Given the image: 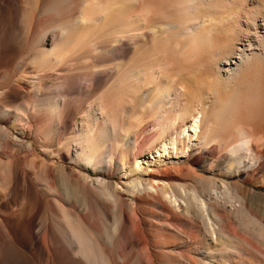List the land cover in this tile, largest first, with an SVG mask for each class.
I'll list each match as a JSON object with an SVG mask.
<instances>
[{
  "label": "bare ground",
  "instance_id": "6f19581e",
  "mask_svg": "<svg viewBox=\"0 0 264 264\" xmlns=\"http://www.w3.org/2000/svg\"><path fill=\"white\" fill-rule=\"evenodd\" d=\"M123 25L135 31L107 32ZM179 32L184 37L180 48L152 53L139 66L103 65L124 46L144 54L148 51L140 44L152 39L167 47ZM244 35L256 37L264 49V0H0V59L27 50L35 75L59 66L68 71L56 97L31 95L25 106L15 103L28 84L1 88L0 117L15 108L13 120L26 123L21 134L34 130L43 151L51 147L49 157L56 154L59 164L67 159L79 166L70 170L39 159L34 145L0 118V264H264V221L249 215L243 195L225 183L191 188L148 171L164 163L173 168L195 149L212 150L213 157L225 152L228 173L251 157L249 131L223 127L220 113L204 100L191 103L181 78L196 60H207L205 52L213 61L234 59ZM73 47L76 54L70 53ZM171 52L178 53L177 73L171 72L176 64L165 60ZM240 55L228 78L250 73L252 87L261 83L264 89V80L256 82L251 72L263 65L264 50L260 55L241 50ZM221 60L215 63L218 72ZM110 69L113 82L97 104L67 106L74 86L99 87ZM138 95L145 102L139 109ZM126 105L136 112L127 121L121 114ZM72 115L76 134L53 142L55 129L65 130ZM149 130L150 137L138 141ZM226 133L233 142H227ZM145 163L150 166L144 168ZM118 170L132 176L123 190L108 180ZM76 202L87 214L78 212ZM142 212L153 213L161 230H147ZM93 214L102 228L92 222ZM234 217L239 219L235 230ZM177 240L183 245L175 248Z\"/></svg>",
  "mask_w": 264,
  "mask_h": 264
},
{
  "label": "rangeland",
  "instance_id": "374dc122",
  "mask_svg": "<svg viewBox=\"0 0 264 264\" xmlns=\"http://www.w3.org/2000/svg\"><path fill=\"white\" fill-rule=\"evenodd\" d=\"M155 3L156 2L153 4ZM155 6L157 7L156 4ZM158 7H161V5H158ZM133 29V26L128 27L123 25L120 29H109L107 32L110 34L126 31L133 32L135 31ZM93 34L92 39L96 40V35L95 33ZM10 39H12V36ZM20 39L21 36L18 37V40ZM48 39L49 37L46 40ZM256 39L257 38L253 36H251L250 39H247L246 35L241 37V45H239L240 50L235 54L234 59H231L230 61H222L217 58L213 61L212 58L210 59L208 57L209 53L205 52L207 60H196L189 70H184L181 73L182 82L188 87L187 90L190 94L189 101L191 103L198 105L200 102L199 100H204L205 106H208L217 113H220V117H218V119L221 121L223 127H241L249 131L252 140L251 157L245 160V163L240 169L236 168L233 169L231 173H228L224 169L228 162L225 152H222L221 154L217 152V156L213 157L211 155L212 150L201 151V149H195L193 151L190 150L188 156L182 158L179 164L173 165V168L168 167L166 165L167 163H164V167L162 169H152L151 167L148 171L157 172L158 175H160V178L168 179L171 183H182L191 188H202L203 184H215L218 186L223 183L228 184L231 186L230 188L232 192L241 194L245 197V202L251 209L249 215L251 214V216L253 215L255 218H259L264 221V89L261 87V83H259L257 87H252L254 84V78L250 73H243L240 78L236 76L228 78L237 70V65H233V63H239L240 58L238 57L241 56V50L246 51L248 54H262L264 49L262 46H259L257 42H255ZM183 40L184 37L181 32H179V35H176L172 44L167 47H165L161 42L154 43L152 39H149L145 43L140 44V47L148 52L140 55L137 54L136 49L124 46L122 47L124 49L123 52H120L117 55H108V58L104 60L106 62H104L103 65L113 66L121 63L125 67L139 66L142 62H144V60L148 61L149 57L152 56V53L165 54L166 50L169 48H180L181 46L178 45V42H182ZM249 41L254 44L252 48L249 47ZM125 42L127 43V41ZM0 43H2L1 38ZM91 43L92 40H89L86 45L91 46ZM77 48H71L70 53L76 54L78 50ZM28 53L29 52L27 50L26 52L21 51L18 54H11L7 59H0V89H6L13 86L17 87L18 85H24L25 83L29 85L27 91L21 95L18 102L15 103L16 107L27 105L30 102L31 95L38 96L43 94V99L56 97V91L58 86H60L63 82V76L68 74L65 67L59 66L51 68V70L43 72L40 75H35L30 69L31 66L27 56ZM177 54L178 53L176 52H171L168 54V56L171 57L165 59L170 61L171 64L174 63V66L176 64V71L174 69L171 71L175 73L179 70V63L176 57ZM218 60H221L219 72L217 71L218 65L215 64ZM256 66L257 67H254L251 72L253 74L255 73L254 76L256 77V82H262L264 80V61L263 65ZM25 70H28L27 74H24ZM106 72L109 74H104V80L101 82L99 87L94 86L92 89L87 88L85 83L79 84L76 87L74 86V91L67 96V106L70 108H89L91 104H97L98 96L110 87L114 79V74L111 69ZM147 89L148 88H146V90ZM144 105L145 102L143 97L138 95L135 100L136 108L139 109ZM14 109L15 108L4 111L5 113L2 115L3 117L0 118L2 119L5 117V119L8 120V124L5 126L9 130L15 132L20 138L23 137L25 141L34 145V153L38 154L37 157L39 159L41 158V160H44L46 158L49 160V164H56L58 165L57 167L65 166L70 170H79V166L67 159L62 160L59 164V156H56V154L54 155V158L49 157L48 154L51 147L45 146V151H43V147L39 146L40 143H38L34 136V130L32 132V130L28 129L30 132H24V134H21L20 130L23 129V126H26V123L23 125L21 121L13 120L15 116ZM124 112L126 114L125 121H127V116L136 115L134 108L128 105H126V107L121 111V114ZM73 118L74 116L72 115L70 123L66 126L65 130H62L60 127L56 128L57 130L55 129L54 132L56 134L54 135L53 142L55 141V143H58L63 140L64 137H70L76 134V128L72 123ZM150 135L151 131L149 130L145 134L140 135L137 139L138 141L144 137L148 139ZM232 137L233 136L228 133L224 134V138L228 139L227 142L229 143L233 142ZM135 140L136 137L131 135V143H136ZM24 153V156L34 158L27 152ZM142 153H144L142 155H144L143 158L145 159L149 155H147L149 150H145ZM199 155H202L203 158L198 164L196 163V158ZM137 156H140V154ZM149 166L150 164L147 165L145 163L144 168H148ZM108 180L110 183L118 185L119 189L123 190V185H129L132 182V176H127L123 170H118L110 176ZM76 205L75 207L78 209V212L87 214L79 202H76ZM143 216L148 218L145 221V228L147 230L150 232H153L156 229L158 231L161 230V226H157L154 221L155 216L153 213L142 212L140 215L141 219ZM89 217H91L92 222L96 223L101 228L103 227L101 226L103 225V222L97 215L93 214ZM234 218L235 220L230 222L232 226L235 225V227H233L235 230L238 228L239 219L238 217ZM106 219L109 224L113 221L112 217H107ZM236 222H238L237 226ZM166 232L176 233L170 229ZM237 232H240V230L238 229ZM177 235L178 237H181V235ZM179 241L180 240H177L175 248L183 245L180 244ZM140 251L141 250H139V248L136 249V252ZM129 252V250H124L125 255H128ZM172 254L177 256L176 251ZM164 259L168 258L164 257ZM253 264L259 263L253 260Z\"/></svg>",
  "mask_w": 264,
  "mask_h": 264
}]
</instances>
